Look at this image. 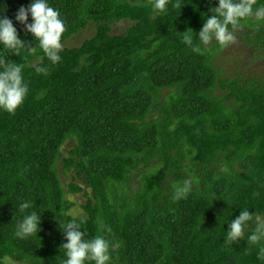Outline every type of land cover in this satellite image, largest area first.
<instances>
[{
    "label": "trees",
    "instance_id": "trees-1",
    "mask_svg": "<svg viewBox=\"0 0 264 264\" xmlns=\"http://www.w3.org/2000/svg\"><path fill=\"white\" fill-rule=\"evenodd\" d=\"M178 2L157 14L150 0H49L66 25L61 61L9 56L25 64L29 92L15 114L0 110V258L63 264L60 227L75 218L86 221L85 239L120 244L111 264H264L246 239L254 223L239 243L225 236L242 208L264 217V73L229 68V45L199 41L217 0ZM28 3L0 0V14L16 23ZM191 28L199 53L182 42ZM232 31L264 58V22L247 18ZM20 35L31 46L32 35ZM190 176L193 191L173 200V184ZM82 192L77 216L69 195ZM25 200L42 212L39 237L14 235Z\"/></svg>",
    "mask_w": 264,
    "mask_h": 264
},
{
    "label": "clouds",
    "instance_id": "clouds-1",
    "mask_svg": "<svg viewBox=\"0 0 264 264\" xmlns=\"http://www.w3.org/2000/svg\"><path fill=\"white\" fill-rule=\"evenodd\" d=\"M150 2L155 13L164 14L170 0ZM256 3L257 0H217L211 14L204 19L198 34L192 28L191 32L187 29L180 32L182 42L197 53L202 49L193 43V33L205 46L211 44L213 40L221 46L233 43L235 35L232 29L241 20L255 17L257 21L264 22V6L254 8ZM174 6L180 7L178 0ZM3 11L5 10L0 13ZM15 22L21 26L19 29L13 19L0 14V110L10 114H15L17 108L23 104L29 92V83L24 77L25 64L15 62L9 56L21 57L22 53L37 56L42 52L43 57L51 65H56L61 61L62 36L66 31L65 20L60 12L50 5L49 0H29L26 6L21 5L15 13ZM21 31L32 35L31 46L21 38ZM5 51L7 56L3 55ZM36 72L46 76L49 68L37 66ZM197 182L195 176H190L182 183H174L173 200L186 198ZM18 210L24 215L16 224L15 237L25 239L38 236L42 230V212L34 208L32 202L28 200L19 203ZM85 222L84 219L78 221L73 218L60 227L64 232V241L59 248L64 250L66 256L63 264H86L87 261L94 264H111V253L119 248L120 244L106 239L103 235L85 239L87 234L81 229ZM250 223H254L255 226L247 235V242L259 246L257 258L264 260V217L254 216L248 208H242L239 215L228 222L226 240L230 243H239L241 239H245L246 229ZM0 264H12V257L5 255L0 258Z\"/></svg>",
    "mask_w": 264,
    "mask_h": 264
},
{
    "label": "rangeland",
    "instance_id": "rangeland-1",
    "mask_svg": "<svg viewBox=\"0 0 264 264\" xmlns=\"http://www.w3.org/2000/svg\"><path fill=\"white\" fill-rule=\"evenodd\" d=\"M127 26L128 22L126 21L119 23L115 26V32H120ZM91 30L92 27L87 29L85 32L81 33V35L83 36L84 34H86L85 36H88L92 32ZM81 35L68 42L67 45L72 46L74 43H76L75 45H78L81 39L84 37H82ZM238 38L239 36L235 35V41L229 44V46L225 49L224 54L222 55L223 61L230 58V60H228V62L226 63V66L229 68L234 66L241 67L243 72L253 75H259L264 73V58H260L259 56H257L252 48H249L245 44H242V42ZM73 146L74 142L72 140L68 141L63 149V152L68 153V151L73 148ZM63 179L66 183V177H63ZM84 187L85 189H87L86 186ZM69 198L78 203V205L72 210L73 214L77 216L83 215L85 211L82 208V204L86 202L84 192L75 195L70 193Z\"/></svg>",
    "mask_w": 264,
    "mask_h": 264
}]
</instances>
